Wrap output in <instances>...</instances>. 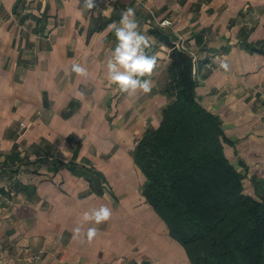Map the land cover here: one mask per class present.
I'll return each mask as SVG.
<instances>
[{"label":"crops","instance_id":"0c3cea01","mask_svg":"<svg viewBox=\"0 0 264 264\" xmlns=\"http://www.w3.org/2000/svg\"><path fill=\"white\" fill-rule=\"evenodd\" d=\"M94 2L88 11L83 0H0V253L5 264H193L143 194L134 160L173 98L171 49L153 30L197 56V99L222 119L226 155L256 196L264 187V0ZM129 7L158 57L152 91L134 96L106 75L116 44L108 25ZM165 19L172 23L161 26ZM74 63L90 75L78 77ZM102 204L111 219L91 243L74 239L83 212Z\"/></svg>","mask_w":264,"mask_h":264},{"label":"trees","instance_id":"16d2710c","mask_svg":"<svg viewBox=\"0 0 264 264\" xmlns=\"http://www.w3.org/2000/svg\"><path fill=\"white\" fill-rule=\"evenodd\" d=\"M153 31L171 49L173 98L134 149L146 176L142 192L193 264H264V187L256 185V196L245 191L224 149L222 119L197 99L191 53Z\"/></svg>","mask_w":264,"mask_h":264},{"label":"clouds","instance_id":"9594fccd","mask_svg":"<svg viewBox=\"0 0 264 264\" xmlns=\"http://www.w3.org/2000/svg\"><path fill=\"white\" fill-rule=\"evenodd\" d=\"M83 7L91 11L96 4L94 0H83ZM108 30L114 33L116 44L106 61L107 79L129 96L150 93L153 88L151 77L158 66V57L149 54L151 38L142 33L135 9L129 7L124 10L119 22L109 24ZM220 67L228 70L226 62L221 61ZM71 71L78 77L90 75L82 63H74ZM112 214V209L103 204L84 211L73 229V238L81 243H91L100 230L99 226L109 221ZM84 225H88L86 232Z\"/></svg>","mask_w":264,"mask_h":264},{"label":"built area","instance_id":"2783aa9c","mask_svg":"<svg viewBox=\"0 0 264 264\" xmlns=\"http://www.w3.org/2000/svg\"><path fill=\"white\" fill-rule=\"evenodd\" d=\"M171 23H172L171 20L165 19V20L160 22V25L161 26H168ZM177 46L179 48L184 49V50L188 51L189 53H191V55L193 56V62H194V72L196 73L197 67H198V58H197V56L193 53V51L190 49V47L185 45V43L183 41L177 43ZM209 67H211V65H209ZM39 258H40V256L38 255L36 257V259H39ZM0 264H5L4 258H3L1 253H0Z\"/></svg>","mask_w":264,"mask_h":264}]
</instances>
